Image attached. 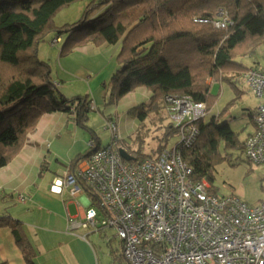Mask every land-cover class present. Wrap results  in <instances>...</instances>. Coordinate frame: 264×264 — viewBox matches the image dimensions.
I'll use <instances>...</instances> for the list:
<instances>
[{
    "label": "trees",
    "instance_id": "1",
    "mask_svg": "<svg viewBox=\"0 0 264 264\" xmlns=\"http://www.w3.org/2000/svg\"><path fill=\"white\" fill-rule=\"evenodd\" d=\"M75 1L78 0H0V168L18 154L45 113H66L93 143L69 163L68 173H74L77 164L101 146L97 132L87 124L89 111L93 110L90 97L63 95L53 80L50 65L38 57L42 41H57L65 33L61 56L88 42L120 43L118 68L103 85L106 103H113L136 87L147 89L148 100L126 112L138 119L139 126L160 108L167 109L171 116L166 95L185 96L205 104L208 120L204 117L198 121L196 140L179 151L192 170L191 177L206 179L209 191L216 194L212 185L216 166L229 157V149L244 148L254 123L251 120L252 130L240 139L228 120L219 121L222 111L209 115L219 96L211 87L221 81L237 82L250 67L264 68L259 59L249 66L239 60L252 55L264 37V0H87L77 21L57 26L56 14ZM224 18L229 20L225 27L214 26L216 20ZM248 110L251 118L253 111ZM164 128L154 154L131 149L123 138H118L116 144L129 147L126 151L135 157L129 162H140L157 155L167 147V138L178 132L172 121ZM85 191L92 198V206L102 209L93 191ZM2 225L15 226L0 218ZM107 229L95 230L107 237ZM111 238L112 235L107 245ZM15 240L19 245L17 234ZM109 254L114 262L123 264L116 247ZM24 259L26 264H35L30 255L25 254Z\"/></svg>",
    "mask_w": 264,
    "mask_h": 264
},
{
    "label": "built area",
    "instance_id": "2",
    "mask_svg": "<svg viewBox=\"0 0 264 264\" xmlns=\"http://www.w3.org/2000/svg\"><path fill=\"white\" fill-rule=\"evenodd\" d=\"M227 23L224 18L214 26ZM244 81L259 102L243 150L249 161L264 164V68H248ZM165 101L180 135L171 148L140 162L125 161L116 144V123L105 118L111 143L90 152L74 173L53 179L52 192L67 188L75 196L89 188L103 209L102 216L87 207L71 228L113 229L123 264H264V199L249 205L235 195L211 193L205 179L194 180L179 148L196 140L205 104L173 95Z\"/></svg>",
    "mask_w": 264,
    "mask_h": 264
},
{
    "label": "crops",
    "instance_id": "3",
    "mask_svg": "<svg viewBox=\"0 0 264 264\" xmlns=\"http://www.w3.org/2000/svg\"><path fill=\"white\" fill-rule=\"evenodd\" d=\"M263 38L260 43H264ZM57 39L55 43L48 41L55 47L52 52L60 49L57 47L60 38ZM40 49L41 46L39 55ZM119 49L120 43L94 45L88 42L66 55L58 53L56 68L51 69L53 80L61 92L67 85L63 95L85 93L96 110L101 111L97 106L104 105L106 90L103 85L118 68L115 56ZM262 55L264 58V50ZM263 63L264 60L259 65ZM141 93L144 95L140 94V97H149V92ZM135 96L127 99L131 105L128 108L134 106L131 103ZM258 102L257 99L254 107L249 109L253 111ZM118 127L122 138L125 127L120 124ZM89 141L88 133L66 113H45L27 135L18 154L0 168V218L15 225L13 228L0 226V264H26L25 254L30 255L35 264H99L98 251L89 237L102 238L107 243L111 237L108 229L105 231L107 237H102L101 231L96 232L92 227L75 225L71 228V221H82L86 208L92 206L90 194L82 191L72 196L67 188L61 193L50 190L53 179L68 173L69 163L88 150ZM98 211L103 212V209ZM16 234L21 239L19 245ZM114 238L117 237L112 235L111 241ZM44 256H48V260Z\"/></svg>",
    "mask_w": 264,
    "mask_h": 264
},
{
    "label": "rangeland",
    "instance_id": "4",
    "mask_svg": "<svg viewBox=\"0 0 264 264\" xmlns=\"http://www.w3.org/2000/svg\"><path fill=\"white\" fill-rule=\"evenodd\" d=\"M86 2L87 0H78L72 3L70 6L61 9L54 17L55 24L57 26H61L77 21L83 12ZM51 35L52 34H50V38ZM59 38L60 40L57 47L61 48L67 38V34L63 33V35H61ZM48 41L50 42L51 40L40 43L41 49L40 55L38 51V57L41 60L48 62L52 69L53 66L56 68V60L58 59V53L60 49H58L56 52H52L55 47L51 46ZM257 45V50L253 52L252 56L248 55L239 59L243 64L247 66L251 65L253 63L254 57H257L260 62H263L264 58L262 54L264 50V43H258ZM62 90L64 92L67 91L66 84L62 87ZM211 90L213 93L219 92V96L215 105L209 111V115H217V113L222 111L223 115L219 121L222 122L224 120H228L231 129L238 133L239 138H245L246 134H248L253 127L251 123L252 119L249 116L248 109L249 107H254L257 102V98L251 91H249L241 77L238 78L237 82L233 84H230L227 81L214 83L211 87ZM141 91L149 92L144 87H136L129 96L123 95L113 103H106L107 100L105 95L104 105L97 106V108H99V110L102 112L96 109L89 111V119L87 123L89 126L92 125L93 130L97 132L98 136L100 137L101 146L109 144L112 140L111 131L104 129L106 121L105 118H112L117 125L116 127L118 130V135V124L125 127L122 131V138L131 149L141 148V150L145 153L154 154V150L164 133V127L167 126L169 122H173V120L167 109L160 108L158 111H153V113L150 114L144 123L139 126L138 119L127 114L126 110L129 106H131L129 105L130 103H128L129 101L127 99L129 97L133 99L135 94L136 96L134 98L136 99L134 103H131L134 106H137L141 102L148 100V96L143 98L140 97V94H142ZM66 96L69 98L72 97L71 95ZM100 113H103L105 116L101 117ZM208 118L209 116L207 113L205 120H208ZM179 139L180 135L177 131H175L174 134L167 138L166 146L171 148L179 141ZM125 148L129 150V147ZM228 153L229 157L221 161L216 166V172L212 182L215 193L219 196L235 195L249 205H255L259 201L263 200L264 164H256L249 161L243 149H229ZM81 233H83V231ZM107 233L113 235L115 234V231L111 228H108ZM89 238L98 251L99 264L119 263V261L114 262L112 260L113 257L109 254V251L114 249V247L117 248V254L121 253V245L119 244L118 238H114L109 245H107L106 241L102 238L101 240L97 239V237ZM51 251L47 253H50ZM44 258L48 260V256H44Z\"/></svg>",
    "mask_w": 264,
    "mask_h": 264
},
{
    "label": "water",
    "instance_id": "5",
    "mask_svg": "<svg viewBox=\"0 0 264 264\" xmlns=\"http://www.w3.org/2000/svg\"><path fill=\"white\" fill-rule=\"evenodd\" d=\"M118 152L125 161H133L135 159V157L128 153L123 147H119Z\"/></svg>",
    "mask_w": 264,
    "mask_h": 264
}]
</instances>
